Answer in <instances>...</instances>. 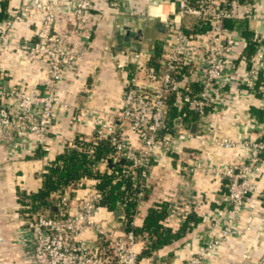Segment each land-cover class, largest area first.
Here are the masks:
<instances>
[{
  "label": "built area",
  "instance_id": "1",
  "mask_svg": "<svg viewBox=\"0 0 264 264\" xmlns=\"http://www.w3.org/2000/svg\"><path fill=\"white\" fill-rule=\"evenodd\" d=\"M62 1H36L16 7L0 20V47L41 60L46 66L41 90L32 84L3 87L0 81V133H7L2 134V140L13 148L17 137L29 135L32 150L47 153L54 107H67L57 98V84L82 53L77 40H64L54 30L55 11L68 3L72 24L84 27L86 11L95 0ZM106 1L114 8L123 4L122 0ZM32 10L41 12L33 36L12 37L13 23L21 22ZM145 17L156 18L165 32L148 48L116 57L125 71L117 112L106 120L82 107L76 110L73 121L81 123L89 118L94 140L106 139L111 147L106 159H123L124 174L131 177L134 170L139 171L142 181L138 198L147 187L150 165L161 155L177 154L183 147L194 155L209 147L243 152L241 161L224 167L198 160L190 165L224 180L226 190L218 233L208 235L181 263L206 264L227 238L253 232L255 224V232L264 235V187L253 177L264 155V123L253 138L240 139L216 134L210 126L215 111L227 109L242 92L248 97L257 88L259 104L264 107V28L250 41L241 35L245 21L254 18L253 5L246 0H146ZM248 42L253 49L244 57L242 50ZM170 98L177 112L171 122L166 116ZM188 112L193 113L194 120L185 124L183 118ZM192 123L195 127L191 133ZM106 159L100 162L103 168ZM250 197L256 199L258 207L240 225L241 212ZM52 198L63 208L60 212L30 213L34 215L26 221L32 239L26 264H138L134 233L128 230L108 239L106 228L96 221L101 209L97 190L90 188L77 206L67 210L65 197L54 193ZM86 232L95 238L94 243L82 238ZM253 264H264V258Z\"/></svg>",
  "mask_w": 264,
  "mask_h": 264
},
{
  "label": "crops",
  "instance_id": "2",
  "mask_svg": "<svg viewBox=\"0 0 264 264\" xmlns=\"http://www.w3.org/2000/svg\"><path fill=\"white\" fill-rule=\"evenodd\" d=\"M2 1L5 3L2 5L3 10L0 16L4 17L12 13L16 7L50 0ZM246 1L253 5L254 18L245 21V28L241 35L250 41L260 28H264L262 22L264 21V0ZM120 3L123 4L114 8L106 0H95L86 11L87 20L84 27L72 24L68 3L65 2L56 9L54 30L64 40H77L82 53L81 58L74 63L70 71L64 73L57 84V98L67 107L58 105L54 107L47 133L49 151L45 154L32 150V138L29 135L17 137L16 147L13 148L2 140L3 133H0V198H12L15 202L17 190L25 193L35 191L40 185L39 173L43 171L46 163L64 147L72 146L75 137L84 140L92 137V125L89 118L81 123L73 121L76 110L82 107L90 108L95 116L99 115L106 120H111L110 116L117 112L125 71L120 67L119 59L116 57L130 51L121 46V28L125 25L142 28L136 20L146 0H122ZM166 8H170L169 5ZM40 17V11H30L21 22L13 23L11 36L31 38L38 27ZM161 34L155 31L154 38L157 39ZM151 44L142 40L140 48H148ZM248 44L242 50L244 57L249 56L253 49L249 50ZM45 75L46 66L41 60L0 47V81L3 87L32 84L41 90ZM258 98L257 88L253 89L248 97L243 92L241 95L237 94L227 109L215 111L210 118L211 130L232 139L253 138L260 130V125L264 123V107L259 104ZM250 120H254V124ZM5 134L7 133L4 132L3 135ZM242 156L243 152L239 149L215 150L209 147L198 155H194L190 149L183 147L177 154H164L152 162L145 179L147 186L145 196L137 204L130 226L140 227L147 209L156 207V204L162 201L166 203V215L162 224L169 227L171 232L178 230L187 215L192 214L194 219L188 221L189 227H186L177 238L159 247L150 255L141 256L138 264H181L208 235L218 233L225 205L224 180L210 173L192 169L190 165L194 160H198L203 164L212 163L224 167L241 161ZM97 167L99 170L103 169L100 163ZM253 177L261 187H264V155ZM94 182V179L84 178L75 186L69 185L64 188L60 194L66 199L64 209L77 206L87 190L93 187ZM54 200L57 201V199ZM55 207L57 209L53 213L63 209L58 205ZM257 207L258 202L254 197L245 201L240 225L245 222L246 215L254 212ZM95 219L106 228L108 239L128 231L124 229L123 222L117 213L101 208ZM256 228L255 224L253 232L240 237L227 238L218 246L215 253L208 257L206 264H253L261 256L264 258V235L255 232ZM26 237L24 247L22 246L26 261L22 262L21 258L16 261L8 258L7 264L28 262L32 239L30 233ZM143 237L135 238L134 248L137 255L145 244V237ZM82 238L92 243L95 240L88 232L84 233ZM6 241L3 246L8 247L9 243ZM108 251L105 254H108Z\"/></svg>",
  "mask_w": 264,
  "mask_h": 264
},
{
  "label": "trees",
  "instance_id": "3",
  "mask_svg": "<svg viewBox=\"0 0 264 264\" xmlns=\"http://www.w3.org/2000/svg\"><path fill=\"white\" fill-rule=\"evenodd\" d=\"M3 3L5 2L0 0V13L3 10ZM4 17L1 15L0 20ZM248 48L249 50L253 48L252 42H249ZM176 113V108L172 105L170 98L167 120L171 122ZM193 120V113L188 112L183 118V123L188 124ZM110 152L111 147L106 139L97 141L93 137L87 140L75 137L72 146L64 147L45 164L43 171L39 173V187L28 193L17 190L16 200L23 207L26 206L28 211L48 212L53 202L52 194H61L64 188L69 185L75 186L81 179H94L93 188L99 192L97 205L105 211L117 213L123 222L124 229L131 230L135 237H145H143L145 244L137 255V260H139L141 256L150 255L159 247L177 238L186 227H189L188 221L194 218L192 214L187 215L178 230L171 232L169 227L162 224L166 215V203L162 201L156 204V207L147 209L140 227L130 226L132 215L139 201L145 196L146 189L144 195L138 198V185L142 181L139 171L134 170L133 177L126 175L124 164L99 170L97 164L106 159ZM56 214L49 213V215Z\"/></svg>",
  "mask_w": 264,
  "mask_h": 264
},
{
  "label": "rangeland",
  "instance_id": "4",
  "mask_svg": "<svg viewBox=\"0 0 264 264\" xmlns=\"http://www.w3.org/2000/svg\"><path fill=\"white\" fill-rule=\"evenodd\" d=\"M153 22L154 21L147 23L145 21L141 24L144 35L152 36L154 34L156 28L153 26L151 29ZM13 179L11 181H13ZM10 199L0 198V264H7V261L9 260L8 258L13 259L14 261L21 258L22 262L26 261L23 248L24 241L27 239L26 236L29 234L26 221L34 215H30V213H37V211L32 212L26 210L27 208L20 205L17 200L13 202L12 198ZM52 201V205L56 206V201L53 198ZM4 241L9 243L8 247L3 246L5 245Z\"/></svg>",
  "mask_w": 264,
  "mask_h": 264
},
{
  "label": "water",
  "instance_id": "5",
  "mask_svg": "<svg viewBox=\"0 0 264 264\" xmlns=\"http://www.w3.org/2000/svg\"><path fill=\"white\" fill-rule=\"evenodd\" d=\"M150 20L154 21L156 24V31L157 32H163L162 29V24L160 23V21H158L156 18H149ZM122 36H121V46L124 47L126 50H130V51H138L140 46H141V42H142V30L141 28H133L129 25H125L122 27ZM119 50H122L121 48H119ZM124 51V50H123ZM194 123H192L189 126V131L192 133L194 131ZM123 163V159H119L116 162H111L110 159H106L105 162V166L107 168H110L114 165H121ZM57 207L51 205L49 207V213H53L54 211H56ZM116 214V213H114Z\"/></svg>",
  "mask_w": 264,
  "mask_h": 264
},
{
  "label": "flooded vegetation",
  "instance_id": "6",
  "mask_svg": "<svg viewBox=\"0 0 264 264\" xmlns=\"http://www.w3.org/2000/svg\"><path fill=\"white\" fill-rule=\"evenodd\" d=\"M145 7H146V3L144 5L143 10L137 15L138 16L137 20H136L137 24H139V23L142 24L144 22V20H146L147 23H151L152 22V20H150L148 18L146 19V17H145ZM153 26L155 28H157L155 22H153V24L151 26V29L153 28ZM162 29H163V32H165V29H164L163 25H162ZM141 30H143V29L141 28ZM155 31L156 30H154V34H155ZM154 34L152 36L151 35H144L143 31H142V40L145 41V42L153 43L155 41Z\"/></svg>",
  "mask_w": 264,
  "mask_h": 264
}]
</instances>
